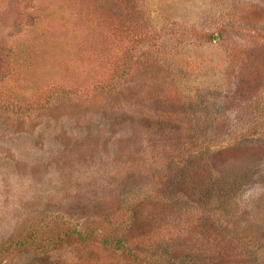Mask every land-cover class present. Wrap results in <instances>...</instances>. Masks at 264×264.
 I'll return each mask as SVG.
<instances>
[{
  "label": "rangeland",
  "instance_id": "rangeland-1",
  "mask_svg": "<svg viewBox=\"0 0 264 264\" xmlns=\"http://www.w3.org/2000/svg\"><path fill=\"white\" fill-rule=\"evenodd\" d=\"M264 264V0H0V264Z\"/></svg>",
  "mask_w": 264,
  "mask_h": 264
},
{
  "label": "trees",
  "instance_id": "trees-1",
  "mask_svg": "<svg viewBox=\"0 0 264 264\" xmlns=\"http://www.w3.org/2000/svg\"><path fill=\"white\" fill-rule=\"evenodd\" d=\"M97 225H86L80 231L74 228H70L65 230L66 233H63V239H73V241L78 242L79 244H84L94 238L99 239V243L101 247L109 252H123L129 257V261L137 264H145V256L144 253H134L128 246L123 243V240L120 237L115 239H110L107 237L108 234L115 232V229H110L108 227L102 228V232H98ZM37 232H30L28 234L22 235L20 239L12 240L6 244H0V254L8 255L7 253L16 252L20 247H22L25 243H29L30 245L35 244V238L37 237Z\"/></svg>",
  "mask_w": 264,
  "mask_h": 264
}]
</instances>
